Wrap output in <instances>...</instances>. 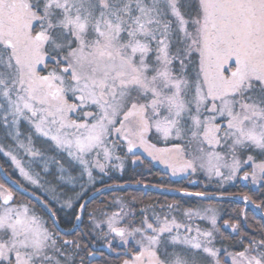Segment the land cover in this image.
Instances as JSON below:
<instances>
[{
  "label": "snow or ice",
  "instance_id": "obj_1",
  "mask_svg": "<svg viewBox=\"0 0 264 264\" xmlns=\"http://www.w3.org/2000/svg\"><path fill=\"white\" fill-rule=\"evenodd\" d=\"M21 122L30 129L26 139ZM0 127L34 160L51 141L90 178L89 158L103 171L99 158L110 159L122 141L173 175L196 171L199 161L209 176L227 168L231 179L251 162L255 182L264 160L241 161L238 153L264 154V0H0ZM153 133L186 141L195 155L186 159L179 142L157 147ZM0 152L39 186V173L30 174L2 146ZM13 199L0 183V264H61L58 233ZM118 219L120 213L108 217L109 231L136 245L123 264H202L195 250L220 264L211 231L160 214L130 229L117 226ZM209 219L215 226V216ZM176 245L194 250L191 258ZM229 255L232 264H264V239Z\"/></svg>",
  "mask_w": 264,
  "mask_h": 264
},
{
  "label": "trees",
  "instance_id": "obj_2",
  "mask_svg": "<svg viewBox=\"0 0 264 264\" xmlns=\"http://www.w3.org/2000/svg\"><path fill=\"white\" fill-rule=\"evenodd\" d=\"M22 136L26 139L29 127L25 123L20 125ZM7 132L0 127L1 146L6 151H11L25 162L30 174L35 176L40 174L39 186L23 182L8 163L7 159L0 155V167L4 174L13 182H19L26 192L34 195L47 208L57 220L63 230H70L74 227L77 216L80 212L81 204L90 196L98 193L89 201L81 211L78 226L70 233L61 235V239L72 241L68 245L62 246L63 255L57 254L61 264H119L120 254L117 251L132 252L135 248L133 244H128L126 248H116L110 246L109 241L116 240L117 236L111 233L104 218L113 213H120L123 220L120 227H137L145 215L152 217L160 214L162 217L168 214L180 219L181 212L195 210L199 206H207L218 210V220L214 229L204 223V229L211 231L213 241L210 246L220 250L218 258L221 264L225 252L243 251L253 240L259 242L264 239L263 220L254 212L248 209L241 201L247 196L253 205L264 213V180L257 187H252L249 183L235 181L234 183L218 188L214 180L207 181L202 173L173 178L165 174L156 167L149 159L125 154L124 150L114 149L113 155L108 161L101 156L99 162L104 164V170L90 166L91 178L84 173L80 165L73 164L65 158L61 151L56 152L55 148L47 149L43 158L33 159L29 157L23 149L16 146V141L7 138ZM11 137V136H10ZM156 135L150 134V142H156ZM35 140L36 147H41L42 143ZM41 141V140H40ZM153 143V142H152ZM177 142H167V145ZM241 158L252 154L257 156L256 150L242 151ZM119 157V159H117ZM139 159L133 162L132 159ZM92 161V157L89 158ZM45 166L47 171H45ZM63 169V171H61ZM71 177V179H69ZM0 183L7 185L0 175ZM16 184V183H15ZM149 188H157L185 193H203V195L218 196L217 200H202L186 196L169 195ZM53 189H55L53 191ZM14 199L30 202V209L36 215L48 222V214L43 206L34 202L28 196L14 192ZM71 202V207L67 202ZM172 205V209L168 208ZM178 211V213H177ZM169 217V216H168ZM227 222V223H226ZM235 224L233 230L231 225ZM98 225V226H97ZM48 227L52 225L47 223ZM50 231L57 232L54 228ZM94 244L95 259L88 261L89 244ZM78 245V246H77ZM175 251L181 255L191 258L192 252L183 245L174 246ZM108 252V253H106ZM168 251H173V246H168ZM202 264H207L201 254L196 253ZM171 258V257H169Z\"/></svg>",
  "mask_w": 264,
  "mask_h": 264
},
{
  "label": "rangeland",
  "instance_id": "obj_3",
  "mask_svg": "<svg viewBox=\"0 0 264 264\" xmlns=\"http://www.w3.org/2000/svg\"><path fill=\"white\" fill-rule=\"evenodd\" d=\"M21 123H24V122H21ZM25 125L28 127V125H27L26 123H25ZM40 140H41V141H40ZM43 140H44V138H40V139L38 140V142L42 143ZM156 140H157L156 142H154V141H152V142H153L154 144H156L157 147H160V148H163V147H170L171 145H167V142H179V143H183V144L185 145V147H186V154H185V158H186V159H190V158H191V156L188 155V153H192L193 155H195V151H194L195 146L188 147L186 141H174V140H172V141H164V140H162V139H156ZM152 142H151V143H152ZM0 144H1V142H0ZM0 146H1V145H0ZM46 147H47V149L55 148V151H56V152L60 151V150H58V149L55 147L54 144H52L51 141H47V142H46ZM137 149L140 150V151H141L146 157H148L150 160H152L154 164H156L157 166H160V167L163 168L166 172L170 173V175H171L173 178H179V177H181V176L183 177V176H187V175H193V174H196V173H202V174L204 175V177L206 178L207 181L211 182L212 180H214V182H216V184L218 185V188H222L223 186H226V185H228V184L234 183L235 181H239V182H242V183H244V184L249 183L252 187L257 188V187L263 182V180H264V174H261V173H259V172L257 173V175H258L259 178H258L255 182L252 180V177H251L252 163H251V162H249L248 164H242L241 168L237 171L236 175H235L233 178H231V179H226V178H225V177H227V176L229 175V171H228L227 168H222V169H221V171H222V173H223V176H221V177H217V176H215V175L209 176V175L205 172V170H203V169H201V168L199 167V161H197V163H196V171H192V169H188L187 171L177 172L175 175H173L171 169H169V168L167 167L166 164L161 163L159 160H153L152 157L149 156L148 153L145 152L142 148H139V147H138ZM218 150L221 151V154L223 155V150H221V149H218ZM5 151H6V150H5ZM61 152H62V151H61ZM241 152H242V151H241ZM241 152L238 153V156H239V158L241 159V161H244V160L247 159V157H248L249 155H246V156H244V158H241V157H240V156L242 155ZM256 152H257V154H258V157H261V160H259V159L257 158V156H253V157H254V159H255V162H256V163H259V162H261L262 160H264V154L260 153L259 150H256ZM62 153L64 154L65 158L69 160V162H71V163H73V164H76V165H79L78 162H76V161L72 160L70 157H68V155H67L66 152H62ZM0 155H1L2 157L6 158V159L8 160V163L11 165V167L14 168V169H16L17 173H18L19 175H21L20 172H19V169L13 164V162H12L10 156L5 155L3 152H0ZM14 155H15V154H14ZM250 155H252V154H250ZM17 158H18V156H17ZM95 159H96V158H95V156L93 155V156H92V162L94 163V167L96 168V166H95ZM104 160H105V159H104ZM226 160L230 163V157H226ZM106 161H108V160H106ZM246 172L249 173V176H248L247 179H244L243 177H244V174H245ZM21 176H22V175H21ZM248 202H250V201H248ZM250 203H251V202H250ZM13 205L15 206V204H13ZM26 206H27V205H26ZM185 212H186V211H183V212H181V214H179L181 217H180V219L177 220V221H178V222H181V223H183V224L189 225V226L192 227L193 229H196V228L198 227V228H200L202 231H208V230L204 229V223H206V225L209 226L208 229H212V230H213L215 226L212 225V223H211L209 217L215 216L216 223H217V220H218V210H217L216 208L214 209V208L207 207V206H199V207H197L195 210H192L193 213H199V215H193L191 218H189L188 216H185V215H184ZM177 213H178V211H177ZM112 215H113V214L108 215V216H107L106 218H104V220H103V222L106 224V227H107L108 230H109V228H108L107 220H108V217H110V216H112ZM168 216H169L168 218L175 217V216H172L171 214H168ZM175 218H176V217H175ZM122 220H123V219H118V221H117V226L120 225V222H121ZM119 227H120V226H119ZM184 231H185V229H181V232H182V233H183ZM188 235L193 236V235H196V233H195V231H193V232H191V233H188ZM212 237H213V235H212ZM117 239H118L119 242L125 244L123 241L120 240L119 237H118ZM202 239H203V238H202ZM130 241L132 242V244L134 245V247H136L135 242H134L131 238H129L128 243H129ZM212 242H213V241H212ZM128 243H127V244H128ZM184 247H186V246H184ZM186 248H187V247H186ZM187 249H188V248H187ZM189 250H191V249L189 248ZM193 251H194V250H191L192 253H193ZM217 252H218V254H219V253H220V250H217ZM196 253L201 254V257L204 258V260L207 262V264H208V262L211 260V258L207 257L206 254H204V253L202 254L201 251H199V250H195V254H196ZM229 253H230V252H225L224 257H223V262H224V263L226 262L227 264H232V258H231V256L229 255ZM220 264H221V262H220Z\"/></svg>",
  "mask_w": 264,
  "mask_h": 264
},
{
  "label": "flooded vegetation",
  "instance_id": "obj_4",
  "mask_svg": "<svg viewBox=\"0 0 264 264\" xmlns=\"http://www.w3.org/2000/svg\"><path fill=\"white\" fill-rule=\"evenodd\" d=\"M7 138L8 139H11V140H13L10 136H7ZM114 139V138H113ZM15 141V140H14ZM0 142H1V140H0ZM1 145V144H0ZM118 148L119 149H121V150H124V152H125V154H127V155H131V156H138V158L141 156V157H143V158H146V159H149L148 157H146L140 150H138L137 148H135V149H133V151L132 152H128L127 151V147H126V145H124V143L121 141L120 142V145H118ZM18 159H20L19 157H18ZM139 159H137V158H134V159H132V161L133 162H136V161H138ZM150 160V159H149ZM8 161V160H7ZM152 163H153V161L152 160H150ZM21 163H22V166H24L25 167V169L27 170V171H29V168H27V164L25 163V162H23V161H21ZM154 164V163H153ZM156 167H158V168H160L161 170H162V172H164L165 174H169L170 175V173H168V172H166L163 168H161L160 166H157L156 164H154ZM0 169H1V171L3 172V170H2V168L0 167ZM13 170H15L16 171V169H14L13 168ZM4 173V172H3ZM16 173H17V171H16ZM18 174V173H17ZM19 175V174H18ZM19 176H21V175H19ZM24 180H23V182L25 183V184H28V180H26L23 176H21ZM16 183V186L18 187V188H15L14 186H11L10 184H7V185H5V187L6 188H8L10 191H12V193H13V195H14V192H18V193H22L21 191H23L24 189H26L24 186H22L19 182H15ZM14 183V184H15ZM25 191V190H24ZM23 194V193H22ZM12 204H15V205H27L28 207H29V209H30V202H26V201H19V200H15V199H13V201L11 202ZM47 213V212H46ZM55 218V217H54ZM48 222H49V224H51L52 225V228H54L57 232L56 233H58V235L56 236V239H57V241H58V245L59 244H63V241H65V240H63V239H61L60 237H61V235H64V233H61L60 231H58L57 230V228L55 227V225L53 224V222H52V220H51V218L48 216V218L46 219ZM56 220V219H55ZM45 222V221H44ZM48 222H45V225H46V227L49 229V230H51L52 228L51 227H48L47 226V223ZM56 223H57V225H58V227L60 228V226H59V224H58V222H57V220H56ZM79 224V223H78ZM75 226V225H74ZM78 226V225H77ZM76 226V227H77ZM76 227H73V228H71L70 230H74ZM61 229V228H60ZM63 230V229H62ZM70 230H64V231H70ZM53 232V231H52ZM55 233V232H54ZM68 234V233H67ZM114 234V233H113ZM115 235V234H114ZM110 243H108L109 244V247L110 246H115L116 248H118V250L121 248H126L127 247V245L128 244H132V242L130 241L128 244H123V243H121V242H119L118 241V239H117V241L116 240H112V241H109ZM89 244V246H90V249L89 250H87L88 251V261H93L94 259H95V248H94V244L92 243V244H90V243H88ZM105 251V250H104ZM106 252V251H105ZM106 253H108V252H106ZM202 253V252H201ZM230 253H232V254H235V253H233V252H230ZM116 254H120L121 256H120V262H119V264H123V261L125 260V259H128V258H130V256H131V254H132V252H124L123 253V251L122 250H120V251H117L116 252ZM203 254V253H202ZM74 264H80V263H75L74 262Z\"/></svg>",
  "mask_w": 264,
  "mask_h": 264
},
{
  "label": "water",
  "instance_id": "obj_5",
  "mask_svg": "<svg viewBox=\"0 0 264 264\" xmlns=\"http://www.w3.org/2000/svg\"><path fill=\"white\" fill-rule=\"evenodd\" d=\"M0 175L1 177L3 178V180L10 184L11 186H14L15 188H18L16 186V184H14L0 169ZM153 191H157V192H161V193H165V194H169V195H176V196H186V197H192V198H197V199H202V200H207V199H210V200H217V199H221V197H218V196H210V195H202V196H196V195H188L187 193L185 192H176V191H170V190H163V189H157V188H149ZM24 195L28 196L29 198H31L34 202L36 203H39L41 206L44 207V205L39 201L38 198H36L34 195L26 192V191H21ZM98 193L88 197L81 205L85 206L89 201H91ZM193 194V193H192ZM242 204H244L248 209H250L252 212H254L257 216H259L262 220H263V224H264V213L260 211V209H258L255 205H253L252 203L248 202V201H241ZM45 208V207H44ZM84 208V207H83ZM81 206H80V212L78 214L79 217H81V211L82 209ZM48 216L51 218L53 224L55 225V227L57 228L58 231H60L61 233H70L72 230L70 231H64L62 229H60L56 223V220L54 218V216L52 215V213L47 209L45 208ZM79 219H77L76 223H75V226L76 227L79 223Z\"/></svg>",
  "mask_w": 264,
  "mask_h": 264
}]
</instances>
